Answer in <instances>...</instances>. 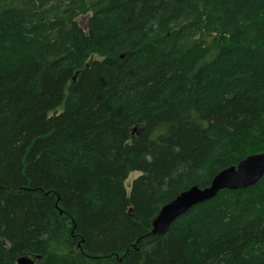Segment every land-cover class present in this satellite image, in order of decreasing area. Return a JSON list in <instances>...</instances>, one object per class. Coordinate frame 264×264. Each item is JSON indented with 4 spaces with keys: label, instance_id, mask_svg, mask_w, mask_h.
Segmentation results:
<instances>
[{
    "label": "trees",
    "instance_id": "16d2710c",
    "mask_svg": "<svg viewBox=\"0 0 264 264\" xmlns=\"http://www.w3.org/2000/svg\"><path fill=\"white\" fill-rule=\"evenodd\" d=\"M262 152L264 0H0V264H264V177L151 234Z\"/></svg>",
    "mask_w": 264,
    "mask_h": 264
},
{
    "label": "water",
    "instance_id": "95a60500",
    "mask_svg": "<svg viewBox=\"0 0 264 264\" xmlns=\"http://www.w3.org/2000/svg\"><path fill=\"white\" fill-rule=\"evenodd\" d=\"M264 177V152L249 155L236 166H231L213 177L210 185L200 189L196 186L180 193L170 203L164 205L151 224V234L164 236L170 225L190 209L205 203L221 191L244 190L256 185ZM17 264H33L29 258H21Z\"/></svg>",
    "mask_w": 264,
    "mask_h": 264
},
{
    "label": "rangeland",
    "instance_id": "374dc122",
    "mask_svg": "<svg viewBox=\"0 0 264 264\" xmlns=\"http://www.w3.org/2000/svg\"><path fill=\"white\" fill-rule=\"evenodd\" d=\"M77 22L79 23V25H81V27H85V22H86V16H81L77 19ZM60 111V110H58ZM138 176V173H131L128 177V179L125 181V188L127 190V192H129L130 190V185L133 179H135Z\"/></svg>",
    "mask_w": 264,
    "mask_h": 264
}]
</instances>
